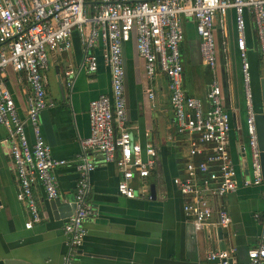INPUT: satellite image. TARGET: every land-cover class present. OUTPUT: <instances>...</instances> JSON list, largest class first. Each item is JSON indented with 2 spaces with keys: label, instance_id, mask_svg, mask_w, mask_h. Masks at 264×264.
I'll return each instance as SVG.
<instances>
[{
  "label": "crops",
  "instance_id": "1",
  "mask_svg": "<svg viewBox=\"0 0 264 264\" xmlns=\"http://www.w3.org/2000/svg\"><path fill=\"white\" fill-rule=\"evenodd\" d=\"M245 19L251 88L254 107L259 112L262 110L264 59L252 16L246 15ZM184 35L180 46L182 86L188 95L205 100L212 73L201 57L194 21L185 22ZM222 39L227 49L226 59L221 52ZM134 40L132 34L123 45L126 126L134 141L142 147L146 144L154 147L155 166L143 179L134 176L135 195L127 198L117 191L121 172L116 164L99 161L98 153L87 154L89 161L97 162L89 174L86 195L92 214L84 222L87 233L74 264H212L207 259L209 251L231 248H235V252L229 264H248L247 250L264 243V180L260 185L240 186L215 202L216 206L226 209L230 217L227 229L217 226L214 218L200 229L195 227L193 220L183 212L184 198L173 182L182 175L188 159L187 136L176 132L166 77L159 71L147 77ZM216 43L217 73L223 87L224 106L231 116L229 156L241 180L251 176V166L232 10L228 11L223 26L216 27ZM93 50L98 63L93 73L83 67V51L76 31L69 50L49 53L43 77L46 98L54 104L40 112V124L52 156L65 160L53 170L58 198L63 204L52 208L41 184L34 182L32 190L41 219L29 229L24 225L28 218L26 208L16 197L18 180L9 153L8 134L0 125V264H6L8 259L63 264L68 248L63 227L74 212L76 165L82 159L79 141L89 135L88 105L92 99L111 92L102 39H98ZM66 70L74 73L70 87L66 86ZM5 83L19 115L25 117L28 86L24 76L9 69ZM148 90L153 92V98L148 96ZM25 130L32 142L30 126L26 125ZM151 185L155 188V199L151 197Z\"/></svg>",
  "mask_w": 264,
  "mask_h": 264
},
{
  "label": "built area",
  "instance_id": "2",
  "mask_svg": "<svg viewBox=\"0 0 264 264\" xmlns=\"http://www.w3.org/2000/svg\"><path fill=\"white\" fill-rule=\"evenodd\" d=\"M233 11L236 48L245 101V130L248 136L251 176L237 178L232 165L228 135L231 116L223 102V87L217 73L216 27H222L228 11ZM252 16L260 54L264 59V0H0V125L8 134L9 153L18 180L17 199L26 208L29 229L41 216L33 195L34 182L41 184L48 200L58 197L53 170L65 163L54 158L42 135L40 112L53 102L46 98L43 72L49 53L67 51L76 31L83 51V67L97 70L93 48L98 39L106 47L105 62L110 73L111 92L89 102V135L79 141L82 159L76 165L78 180L74 193V212L64 224L67 252L63 264H74L85 236L84 222L92 214L86 201L89 174L97 162L87 154L98 153L101 162H113L121 172L117 184L120 195L133 198L134 176L143 179L155 166L152 145L134 141L127 122L123 45L135 35V49L144 62L148 78L158 71L167 79L174 125L187 136L188 159L183 173L173 179L184 198L183 212L196 228L215 224L227 229L230 217L215 202L238 187L263 182L260 150L255 124L256 110L247 59L246 19ZM192 20L199 37V51L212 73L205 100L188 95L182 86L183 64L180 46L184 24ZM221 52L227 58L225 42ZM227 61H225V65ZM9 69L21 73L27 83L26 116L18 113L11 91L5 83ZM73 71H64L70 87ZM148 96L153 98L151 90ZM29 125L33 141L25 127ZM264 195V193H263ZM235 248L209 251L208 260L229 264ZM248 264H264V243L247 250Z\"/></svg>",
  "mask_w": 264,
  "mask_h": 264
},
{
  "label": "water",
  "instance_id": "3",
  "mask_svg": "<svg viewBox=\"0 0 264 264\" xmlns=\"http://www.w3.org/2000/svg\"><path fill=\"white\" fill-rule=\"evenodd\" d=\"M60 90H61V93L63 94L62 84L60 85ZM255 124H256L257 136H258V145H259V150H260V161H261L262 173H263V179H264V85L262 86V110L259 112H256ZM150 193H151L152 199H155L156 192H155L154 185L150 186ZM50 203H51L52 208L63 204L58 197L53 200H50ZM210 263L219 264V261L215 259V260L210 261ZM6 264H34V263H29V262L18 260V259H8L6 261Z\"/></svg>",
  "mask_w": 264,
  "mask_h": 264
}]
</instances>
